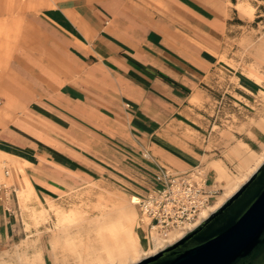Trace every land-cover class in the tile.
Here are the masks:
<instances>
[{"label":"crops","instance_id":"obj_1","mask_svg":"<svg viewBox=\"0 0 264 264\" xmlns=\"http://www.w3.org/2000/svg\"><path fill=\"white\" fill-rule=\"evenodd\" d=\"M205 1L58 0L44 9L43 19L62 32L69 60L40 59L29 46L16 45L0 81V165L10 162L6 156L25 160L41 201L66 193L72 173L95 181L128 168L135 151L154 165V174L160 171L154 150L172 146L185 160L166 161L178 171L194 167L195 142L159 133L216 67L210 48L224 24ZM196 35L207 48L183 38ZM54 47L48 44L47 52L54 54ZM254 128L262 140L264 132ZM3 171L11 178L0 167V253L22 240L16 182L23 174L8 187ZM207 174L216 182L214 169ZM141 178L138 195L161 184Z\"/></svg>","mask_w":264,"mask_h":264},{"label":"rangeland","instance_id":"obj_2","mask_svg":"<svg viewBox=\"0 0 264 264\" xmlns=\"http://www.w3.org/2000/svg\"><path fill=\"white\" fill-rule=\"evenodd\" d=\"M57 1L0 0V81L9 69L16 45L29 46V50L40 59L54 57L55 61L69 60L64 53L62 32L50 26L42 17L43 10L54 6ZM203 3L213 10L224 24L223 33L210 48L217 58L216 67L192 92L183 111L162 125L163 130L159 134L167 135V138L172 140L195 142L191 149L193 152L196 151L198 161L192 165H200L208 172L210 160L221 159L228 169L234 172L236 162L227 157V152L236 142L245 141L253 149L264 144V138L257 140L253 133L250 134L254 127L260 129L257 123L259 119L264 118V0H222V2L207 0ZM183 38L189 40L198 49L207 48L199 35ZM52 43L55 45L54 54L47 52V45ZM256 79H259V83L255 82ZM154 152L158 157L155 161H158L160 166L172 171L181 170L171 164L185 160L179 147L172 146L163 152H158L156 149ZM5 158L6 161L11 159V163L16 160L9 156ZM133 158L134 161L129 163L128 168L124 166L118 171L113 170L116 171L114 174L97 178L95 181L80 178L72 173L71 185L66 193L42 201L36 189L32 193L22 190V186L27 188V183L24 178H21V181L17 178L22 240H18L15 245L4 246L9 249L1 252L0 255L11 252L17 246L22 251L26 248L41 249L45 264H54L50 239L58 226L56 208L63 207L67 213L72 210L82 211L95 218L98 216L95 205L99 197L122 194L129 199L132 194L138 195L144 190L141 187L143 180L141 176L158 177L161 171L154 174L152 172L154 165L141 156L139 151L134 152ZM10 162L0 165L2 169L7 168L9 177L14 176ZM4 171L5 178L2 182L6 186L13 185L11 179H6ZM24 173L27 175L25 170ZM222 195L221 189L217 198ZM135 209L138 213L137 205ZM122 223L126 224L125 220ZM137 223H140L138 214ZM139 227L142 237L148 241L150 247H153L150 235L141 224ZM75 230L76 227H72L73 233L76 232ZM102 256L107 260L104 252Z\"/></svg>","mask_w":264,"mask_h":264},{"label":"bare ground","instance_id":"obj_3","mask_svg":"<svg viewBox=\"0 0 264 264\" xmlns=\"http://www.w3.org/2000/svg\"><path fill=\"white\" fill-rule=\"evenodd\" d=\"M255 82L259 83V79ZM257 124L264 131V118L259 119ZM227 157L236 162L234 172L221 159L210 160L209 168L215 170L216 186L223 190V195L202 212L201 220L218 208L260 166L264 161V144L253 149L247 142L238 141L227 152ZM12 165L14 176L10 179L21 172L27 183V188L22 186V190L35 192L34 184L24 173L25 160H14ZM138 199L139 196L133 194L129 199L122 194L99 197L95 205L98 216L95 218L82 211L72 210L67 213L63 207H57L55 213L58 226L50 239L54 264H133L156 253L184 234L182 230L176 229L164 236L153 235V247H150L148 241L142 237L139 229L141 226L137 223L135 205ZM123 220L126 224L122 223ZM72 227H76V232L73 233ZM103 252L107 255V260L102 256ZM15 263L45 264V260L41 249L26 248L22 251L18 246L11 252L0 255V264Z\"/></svg>","mask_w":264,"mask_h":264},{"label":"water","instance_id":"obj_4","mask_svg":"<svg viewBox=\"0 0 264 264\" xmlns=\"http://www.w3.org/2000/svg\"><path fill=\"white\" fill-rule=\"evenodd\" d=\"M133 264H264V161L197 226Z\"/></svg>","mask_w":264,"mask_h":264},{"label":"built area","instance_id":"obj_5","mask_svg":"<svg viewBox=\"0 0 264 264\" xmlns=\"http://www.w3.org/2000/svg\"><path fill=\"white\" fill-rule=\"evenodd\" d=\"M160 186L139 195L136 202L139 224L147 234L164 236L172 230L184 234L202 220V212L217 198L221 189L209 181L205 169L194 166L172 171L160 166Z\"/></svg>","mask_w":264,"mask_h":264}]
</instances>
